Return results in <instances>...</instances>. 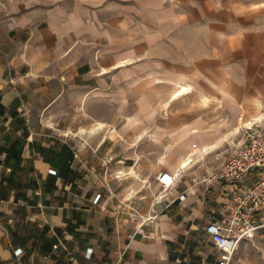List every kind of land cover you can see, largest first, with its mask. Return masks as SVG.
I'll return each instance as SVG.
<instances>
[{"label":"crops","instance_id":"1","mask_svg":"<svg viewBox=\"0 0 264 264\" xmlns=\"http://www.w3.org/2000/svg\"><path fill=\"white\" fill-rule=\"evenodd\" d=\"M93 13L51 0H0V264H220L206 227L222 220L230 186L191 178L224 162L181 172L176 163L206 158L223 132L204 118L186 121L176 127L180 136L171 133L173 162L163 163L161 149L132 164L125 141L135 125L116 111L133 96L143 105V52L128 63L130 50H116ZM165 171L181 177L159 202L153 187ZM230 264H264L263 235L241 242Z\"/></svg>","mask_w":264,"mask_h":264},{"label":"rangeland","instance_id":"2","mask_svg":"<svg viewBox=\"0 0 264 264\" xmlns=\"http://www.w3.org/2000/svg\"><path fill=\"white\" fill-rule=\"evenodd\" d=\"M51 4L94 11L101 28L114 35L116 50H130L128 63L138 61L143 52V82L148 89L143 105L142 97L133 96L124 112L116 111L117 118L124 114L135 125L127 130L125 141L132 164L140 163L142 152L161 149L163 163L173 162L167 160L177 146L170 142L175 139L171 133L180 136L177 126L204 118L210 131L223 132L224 140L206 158L196 155L190 165L205 164L215 171L242 145L248 127L264 124V0H51ZM183 86L187 92L172 99ZM59 118L60 112L54 111L52 119L58 123ZM142 119L147 123L143 128L138 126ZM235 119L238 123L232 127ZM156 130L163 131L158 138ZM116 146L117 153L123 151L121 144ZM153 190L162 199L170 193L161 186ZM101 198L98 193L95 201Z\"/></svg>","mask_w":264,"mask_h":264},{"label":"built area","instance_id":"3","mask_svg":"<svg viewBox=\"0 0 264 264\" xmlns=\"http://www.w3.org/2000/svg\"><path fill=\"white\" fill-rule=\"evenodd\" d=\"M242 145L225 159L222 168L203 178L193 176V184L211 187L229 185L224 194L231 196L227 210L220 222H211L206 231L220 252V264H230L241 242L255 234L264 237V124L248 127ZM180 174L169 171L158 177L165 192L177 184ZM186 191L177 199L185 200ZM159 202L162 199L158 196Z\"/></svg>","mask_w":264,"mask_h":264},{"label":"bare ground","instance_id":"4","mask_svg":"<svg viewBox=\"0 0 264 264\" xmlns=\"http://www.w3.org/2000/svg\"><path fill=\"white\" fill-rule=\"evenodd\" d=\"M187 92V87L183 86L181 90H178V92H176L173 96L172 99H177L179 98L181 95H183L184 93ZM263 116V115H261ZM207 149V148H206ZM193 158L191 155H189L187 158H185L184 160H181L179 162L176 163L177 168H186L188 167L192 162H193Z\"/></svg>","mask_w":264,"mask_h":264}]
</instances>
